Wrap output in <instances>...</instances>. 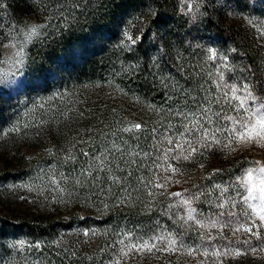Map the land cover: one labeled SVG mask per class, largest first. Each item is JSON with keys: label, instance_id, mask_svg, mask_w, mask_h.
<instances>
[{"label": "rangeland", "instance_id": "obj_1", "mask_svg": "<svg viewBox=\"0 0 264 264\" xmlns=\"http://www.w3.org/2000/svg\"><path fill=\"white\" fill-rule=\"evenodd\" d=\"M87 1L0 0V264H113L117 259L120 264H264V233L257 239L227 228L181 226L178 217L185 212L171 195L204 192L193 207L199 219L214 217L220 195L214 186L227 187L245 161L264 162V148L233 145L236 151H229L214 146L187 160L163 158L175 147L168 139L183 142L182 125L195 123L192 110L204 105L206 96L219 95L208 48L227 54L237 69L225 72L226 79L236 81L242 75L238 69L250 66L254 79L264 85V2L147 0L145 7L121 13L125 2L105 0L96 11L108 21L102 56L111 60L102 69L88 68L39 89L28 76L32 46L57 27L66 31L77 25L75 14L81 12L73 10ZM151 1L161 4V16L151 24L143 45L146 55L140 57L136 46L146 30ZM164 17L176 27L171 35L162 24ZM33 26L41 35L26 40ZM21 45L22 65L16 56ZM79 54L77 49L73 58L82 59ZM135 77L145 85L134 84ZM151 85L164 94L155 97ZM135 124L141 129H134ZM168 165L177 171H166ZM155 183L165 187L155 188ZM24 223L33 225L35 233ZM126 232L144 239L171 235L183 247L175 253L120 258L123 245L118 241L128 242ZM205 247L209 253L215 248L244 254L205 257ZM189 248L195 249L192 255Z\"/></svg>", "mask_w": 264, "mask_h": 264}, {"label": "snow or ice", "instance_id": "obj_2", "mask_svg": "<svg viewBox=\"0 0 264 264\" xmlns=\"http://www.w3.org/2000/svg\"><path fill=\"white\" fill-rule=\"evenodd\" d=\"M188 12H193V5H188ZM43 34L47 35V33ZM39 35H41L40 30L33 26L26 34V40L30 41L33 36ZM129 39L132 38L129 37ZM135 42V40H132V43ZM13 46L15 47V45ZM228 51L235 52L236 49H229ZM207 52L208 60L213 62L218 72L219 82L216 84V92L219 95L213 96L211 99L206 96L204 105L198 104L197 108L192 110L190 115L196 118L195 123L191 127L187 124L182 125L183 132L180 133V136L183 142L178 143L173 139H168L167 143L175 145V147L165 151L163 157L165 161L168 160L169 155L174 160L181 158L187 160L194 154L202 155L201 149L210 150L214 146L221 148V150L228 149L229 151H236V147H233V145L245 148L254 145L264 148V95L260 94L264 93V85L258 84L254 79L256 73L252 71L250 66L238 69L242 75L237 77L236 81L226 79L225 72L231 73L237 70L228 63V55L216 48H208ZM16 56L19 57L17 64L22 65L25 59L23 45L19 47ZM245 72L250 73V75H243ZM257 89H259V92ZM213 105L216 106L215 109ZM178 114L185 119L189 115L183 112ZM133 128L139 130L141 125L135 124ZM131 130L128 128L124 129V131ZM185 134L192 137V139H186ZM176 151H179L180 154L178 156L172 155ZM82 154L87 155V153ZM144 155L147 156L148 153H144ZM132 163H135V161H132ZM244 163L246 166L240 169V174L236 175L227 187L220 184L214 186V190H219L220 192L217 198L219 202L213 205L214 208L219 209L218 212L214 213V217L199 219L197 208L193 207L194 202H199L200 196L204 195V192L188 193L187 196H185L184 192L171 193L173 197L179 198L178 204L185 212L184 216L178 217L182 221L181 226L195 225L199 228L211 227L213 229L219 228L220 230L227 228L234 235L236 233H244L249 237L262 238V233H264V162L251 160ZM157 167H161V165H157ZM165 170L177 171L171 165H168ZM216 171L219 170L217 169ZM143 180L144 178L141 177L140 182L143 183ZM113 182L118 183L119 179L114 177ZM153 187L164 188L165 185L155 183ZM230 189L231 193L234 194H230ZM172 207L174 205L168 206L169 209ZM237 208L239 211H234ZM84 235L87 236L89 233L86 232ZM92 235H95V233L93 232ZM124 235L128 242L125 243L124 239L118 241L119 244L123 245L119 249L120 258H128L130 254L134 253H153L154 251L175 253L183 247V242L181 241L178 244L177 239L171 235L165 237L161 234L159 236H151L148 239H144L143 236H135L132 232H126ZM133 236H135V239H133ZM204 239L205 237L201 234V240ZM209 239L214 238L209 237ZM243 243L250 244V240L245 239ZM250 250L256 251L255 248ZM193 251L195 249L189 248L187 250L188 255H192ZM201 254L205 257L209 254L214 257H220L228 255L239 256L244 253L239 249L235 250V252H230L215 248L209 253L208 248L205 247ZM113 264H120V259L115 260Z\"/></svg>", "mask_w": 264, "mask_h": 264}, {"label": "trees", "instance_id": "obj_3", "mask_svg": "<svg viewBox=\"0 0 264 264\" xmlns=\"http://www.w3.org/2000/svg\"><path fill=\"white\" fill-rule=\"evenodd\" d=\"M122 1L125 3H123L124 7L121 13L129 12L136 7H145L148 3L147 0ZM103 4H105V0H88L86 3H83V5H79L78 9L73 10V12H81L78 15L75 14V17L78 18L77 25L69 27L66 31H63L62 27H57L56 32L53 33L52 36H46L32 46L29 55L28 72L32 84L37 85L39 89H44L49 85L59 83L60 79L72 78L79 71L87 70L88 68L98 70L104 68L108 64L111 60L110 55L105 57L102 56L105 55L109 40V38L104 35L105 27H108V21L101 19L96 11L100 6H103ZM151 4L152 6H150L147 14L148 24L146 30L140 36L136 46V55L140 57L144 56V54L146 55L143 45L148 44L147 41L149 36L147 32L151 24L161 16V4L159 2L154 3L153 1H151ZM86 8L89 10L87 14L85 11H82V9ZM161 21L162 24L168 26V35H171L176 30L175 26L168 23L171 22L168 17H164ZM77 49H80L79 55L82 56V59H78L77 57L73 58L74 51H77ZM78 60L80 62H78ZM131 81L134 84H138V86L145 85L141 78L138 77L131 79ZM151 87L152 89L149 88V92L152 90L155 97L164 94L160 93L158 88L155 89L152 85ZM23 225L35 233L33 225L30 223H24ZM4 230L5 228L2 229V232Z\"/></svg>", "mask_w": 264, "mask_h": 264}]
</instances>
